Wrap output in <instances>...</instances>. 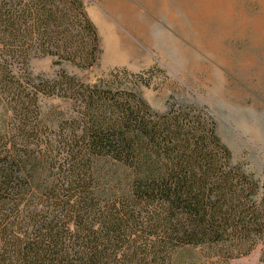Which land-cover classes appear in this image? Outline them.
I'll return each mask as SVG.
<instances>
[{"label":"trees","instance_id":"16d2710c","mask_svg":"<svg viewBox=\"0 0 264 264\" xmlns=\"http://www.w3.org/2000/svg\"><path fill=\"white\" fill-rule=\"evenodd\" d=\"M99 54L81 0H0V264H229L258 246L264 264V180L203 108L30 70ZM42 97L70 107L41 125Z\"/></svg>","mask_w":264,"mask_h":264},{"label":"rangeland","instance_id":"374dc122","mask_svg":"<svg viewBox=\"0 0 264 264\" xmlns=\"http://www.w3.org/2000/svg\"><path fill=\"white\" fill-rule=\"evenodd\" d=\"M81 2L97 34V64L81 70L55 65L50 57L33 58L34 76L54 79L62 70L83 86L118 81L161 114L172 105L203 108L232 163L264 180V0H193L199 2L193 15L180 10L179 0H166L165 13L159 0L152 7L143 0ZM173 9L179 25L167 20ZM133 23L146 28L138 30ZM69 107L57 97L40 98V124ZM261 254L258 246L229 264H262Z\"/></svg>","mask_w":264,"mask_h":264},{"label":"bare ground","instance_id":"6f19581e","mask_svg":"<svg viewBox=\"0 0 264 264\" xmlns=\"http://www.w3.org/2000/svg\"><path fill=\"white\" fill-rule=\"evenodd\" d=\"M141 1V0H140ZM143 1H146L147 2V4L149 5V6H154V3H157L156 1H158V0H143ZM159 1H162V3L163 4H161V6L160 7H158L159 8V11L160 12H163V13H165V12H167V3L165 2L166 0H159ZM107 4V3H106ZM108 5H110L109 3H108ZM121 5V4H120ZM199 5V2L198 3H196V2H194L193 3V0H179V7H180V10L181 11H183V13L184 14H186V15H189L190 13H191V15H193L194 13H192V7H195V9H196V7ZM177 6V5H176ZM178 7V6H177ZM230 7V6H229ZM227 8V7H226ZM108 9V8H107ZM116 10H117V8H116ZM129 10V9H128ZM127 11V10H126ZM155 11H158V10H155ZM131 11L129 10V13H130ZM174 12H177L176 10H174L173 9V11L172 10H170L169 11V15H168V17H167V20H169V21H171V23H173V24H175L174 22H176V25H179V23H178V19H176V16H175V13ZM125 15V14H124ZM186 15H185V17H186ZM134 17V16H133ZM128 18V17H127ZM126 19V18H125ZM130 19L132 20V18L130 17ZM129 20V19H128ZM187 20V19H186ZM127 21V20H126ZM133 21V20H132ZM137 21V20H136ZM126 23H128V22H126ZM199 23V22H198ZM134 24H136V26H137V29L139 30V28H142V29H144L143 27H145L143 24H137V23H133V25ZM195 24V23H194ZM146 28V27H145ZM182 28V27H181ZM183 29V28H182ZM145 31V30H144ZM184 32H185V30H184ZM143 34H144V32H143ZM143 36V35H142ZM147 37V36H146ZM120 39H122V38H120ZM118 39H117V37L115 38V41H116V43L118 42L117 41ZM116 43H114L115 44V46L114 47H117L116 46Z\"/></svg>","mask_w":264,"mask_h":264}]
</instances>
